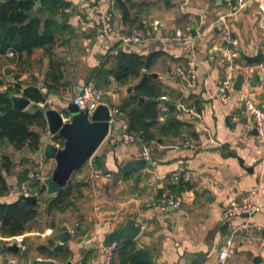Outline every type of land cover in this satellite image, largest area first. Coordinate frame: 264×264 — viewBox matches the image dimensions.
<instances>
[{
  "label": "crops",
  "instance_id": "crops-1",
  "mask_svg": "<svg viewBox=\"0 0 264 264\" xmlns=\"http://www.w3.org/2000/svg\"><path fill=\"white\" fill-rule=\"evenodd\" d=\"M66 1L70 6L58 9L59 22L65 27L52 56L43 47L31 53L15 54L10 50L0 54V79L5 83L0 91L9 85L21 90L36 87L44 102L31 99L32 106L47 103L44 108L62 109L92 81L100 91V104L113 110L135 95V85L144 83L142 79L147 74V85L156 83L161 92L154 97L159 109L150 127L154 138L150 141L142 134H134L136 143L126 145L119 125L112 126L94 155L95 162L74 174L76 181L84 183L76 205L56 215V228L39 229L33 225L24 234L4 237L0 233L6 248L15 237L21 239L19 252L0 249V264L11 260L29 264L35 258L53 259L55 264L66 260L104 264V236L129 218L141 226V233L133 241L138 248L149 250L152 264H187L186 255L201 253L206 255L202 264H264V142L250 128L249 114L242 115L239 122L232 120V115L242 110L245 96L264 105V62L249 64L238 54L239 48L249 55L260 48L264 50V0H244L243 9L239 8L240 0L235 5L231 0L224 4L219 0H123L130 7L128 21H124L117 0ZM96 6L98 12L93 10ZM109 10L115 15L114 32L105 35L99 28L100 15ZM78 14L90 23L88 28L77 21ZM134 28L141 30L144 42L129 45L119 40L118 33H130ZM227 28L237 45L226 40ZM188 34L195 45L186 52L181 38ZM119 51L151 56L152 65L143 68L138 77L118 81L109 71L116 67ZM189 59L197 68L198 82L193 88L174 74L176 68L186 67ZM232 64L236 66L234 73ZM229 74L235 78L243 74L244 83L241 91L223 102L218 86ZM245 78L251 80L250 85ZM139 97L145 98L144 103L151 99L144 94ZM178 101L194 108V112L180 113ZM119 116L128 122L126 113L120 111ZM56 137L49 134L47 124L36 153L27 148L17 151L11 143L0 141V156L10 153L15 160L13 172L7 176L9 193L0 200L18 198L19 176L28 168L40 167L39 160L44 159L47 169L43 171L49 174L55 160L44 158L42 150L48 141L57 142ZM143 151L149 157L142 155ZM143 157L152 164L120 172L121 179L115 180L118 163ZM180 166L191 172L188 179H173V171ZM108 172L112 177L105 175ZM96 173L101 176L96 177ZM181 182L188 184L189 195L179 206L162 210L157 200L174 193ZM246 194L257 199L262 210L248 218L225 219L223 210L229 201ZM65 224L73 234L64 244L65 251H55L51 246V251L41 252L38 247L47 246L50 238L54 245L59 242L60 227ZM31 237L38 242L27 245L25 241ZM230 237L234 243L222 263L218 256Z\"/></svg>",
  "mask_w": 264,
  "mask_h": 264
},
{
  "label": "trees",
  "instance_id": "trees-1",
  "mask_svg": "<svg viewBox=\"0 0 264 264\" xmlns=\"http://www.w3.org/2000/svg\"><path fill=\"white\" fill-rule=\"evenodd\" d=\"M37 0H0V54L13 51L15 54L31 53L36 48H45L52 56L53 47L60 39V34L64 32L65 25L59 22L58 9L67 8L70 3L66 0H40L41 7L35 8ZM118 7L123 12L124 21L130 18V7L126 1L117 0ZM132 6V5H130ZM52 60V58H51ZM151 56L138 53H127L119 51L117 53L116 67L109 71L118 81H124L129 76H139L143 68H150ZM54 66L53 63H51ZM57 65V64H56ZM59 65V64H58ZM54 77V76H53ZM54 78V80H56ZM150 79L147 77L144 83L135 85V95L129 101H124L118 105V109L127 115L129 131L132 134H142L153 139L150 127L154 125L158 116V101L154 99L159 96L160 86L154 83L148 86ZM5 85L0 79V88ZM11 93L23 94L35 102H44L40 90L36 87H26L17 89L13 85L7 86L0 91V141L11 143L15 150L28 149L36 153L41 147V137L47 128V121L44 109L34 105L37 109L32 113L30 109L20 111L12 104ZM141 94L148 95L150 101L144 103L139 109L129 112V109L139 100ZM33 127H38L36 130ZM60 140V137H56ZM15 167V160L12 154L3 152L0 156V197L7 196L10 185L7 180ZM30 168L21 173V184L27 179ZM79 171V170H78ZM77 172V171H76ZM75 172V173H76ZM74 173V174H75ZM69 180L64 189L57 195L47 196L44 183L35 182L34 187L38 196V202L26 201L18 198L14 201L0 200V233L4 237L24 234L40 221L42 217L51 218L48 225L56 228V215L65 213L69 208L76 205V200L82 197V182ZM190 189L185 182L180 183L176 192ZM6 242L0 240V249L6 250ZM54 239H49L47 246L41 245L38 249L41 252L51 251ZM112 264H152V256L149 250L138 248L136 242L131 239H123L118 242Z\"/></svg>",
  "mask_w": 264,
  "mask_h": 264
},
{
  "label": "water",
  "instance_id": "water-1",
  "mask_svg": "<svg viewBox=\"0 0 264 264\" xmlns=\"http://www.w3.org/2000/svg\"><path fill=\"white\" fill-rule=\"evenodd\" d=\"M169 1V0H162ZM237 0H231L230 3L235 5ZM228 0H219L218 3H228ZM41 6V1L37 0L35 8ZM193 35L196 31L192 30ZM239 57L248 62L249 64H261L264 62V50L260 48L255 54L249 55L243 51L242 48L238 49ZM148 77L147 74L143 76L142 81ZM244 75L238 74L235 78L234 88L236 91H241L244 83ZM14 108L20 111L30 109L32 113L42 111L32 106V100L23 95L11 93L10 95ZM146 100L144 97H139V102L130 108V111L137 109ZM168 104V102H166ZM174 107V106H172ZM44 114L48 124V132L51 136H58L63 139L62 147H57L55 143L48 141L43 150L42 155L44 158L54 159L55 163L45 179V194L47 196L59 194L67 185L73 174L85 167L88 161L96 154L102 143L107 139L111 127L115 124L110 122V108L106 104H99V107L92 113L88 109L79 108L74 102H71L66 108L55 109L52 107L45 108ZM68 114V116H66ZM63 116L66 118L64 120ZM119 132L121 129L119 128ZM256 134V130H253ZM152 162L147 158H136L126 161L123 164H117V175L115 180L121 179V173H128L142 169L146 165H151ZM20 198L26 201L38 202L37 195H20ZM249 214L243 217L248 218ZM61 233L59 234V242L53 249L55 251L64 252V244L69 241L73 234L68 230V225L60 227ZM142 228L136 225L133 218L126 220L124 225L116 230L107 233L103 238V245H110L113 242H119L122 239L135 240L141 233ZM16 238L7 246V250L19 252ZM188 259L187 264H202L206 255L203 253L198 255H186ZM10 264V263H9ZM19 264V263H11ZM29 264H55L53 259H32ZM57 264V263H56ZM60 264H76L72 260H66L65 263Z\"/></svg>",
  "mask_w": 264,
  "mask_h": 264
},
{
  "label": "built area",
  "instance_id": "built-area-1",
  "mask_svg": "<svg viewBox=\"0 0 264 264\" xmlns=\"http://www.w3.org/2000/svg\"><path fill=\"white\" fill-rule=\"evenodd\" d=\"M259 2L260 0H254ZM245 5L244 0H240L239 8L243 9ZM95 12H98V6L94 7ZM114 12L113 11H105L101 12L99 28L101 32L105 35H110L114 32ZM77 21L82 25V27L88 28L90 23L85 19V17L81 14L76 16ZM119 40L125 44L129 45H138L146 40L143 36L142 32L138 28H134L130 33L120 32L117 34ZM226 40L233 44L237 45V41L231 36L230 30L227 28L225 30ZM181 44L186 52H189L194 48L193 36L188 34V36H184L181 38ZM188 65L186 67H178L174 71V74L177 78L185 83L188 88H193L197 85V68L193 60L189 59L187 62ZM232 73H234L236 66L234 64L230 65ZM245 82L247 85L251 84V80L249 78H245ZM235 84V75H227L222 82H220L218 86V96L221 98L223 102H227L231 99L232 95L236 92L234 88ZM100 97V91L97 89V86L92 81L87 82V84L82 88V90L71 98V102H74L79 108L88 109L90 113L94 112L100 104L98 100ZM163 99H166V96H162ZM47 103H41L40 106L44 108ZM176 107L183 115H189L194 112V108L186 107L182 102H176ZM166 109V107H164ZM245 113L249 114L252 117L251 129L256 130V134L261 140L264 142V105L260 106L256 104L251 98L245 96V100L243 103V108L240 112L234 113L232 116L233 122H239L242 119V115ZM120 110L113 109L110 110V122L115 125H119L121 129V138L122 141L126 145H131L136 143L137 137L129 131V123L123 119H120ZM64 120L66 119L63 116ZM57 142H54L57 147H62L63 139L59 138ZM188 145V144H186ZM192 146H195L192 144ZM142 155L145 157H149L147 151H143ZM95 162V156H93L87 164H93ZM43 168H45V162L42 161L40 163V169L36 171H31L28 173V177L24 180L19 187L17 188L18 195H37L34 187L35 182H40L45 184V179L48 177V173L44 172ZM96 177H100L101 175L96 173ZM107 177H112L111 173L105 174ZM191 175L186 168L183 166L178 167L173 171V179H188ZM190 191L188 189H184L180 192L169 193L161 197L157 200L156 204L162 209L167 210L169 207H177L179 206L185 197L189 195ZM262 210L260 203L257 199H255L251 194H246L239 199H232L229 203L224 207L223 217L225 219H230L231 217H243L244 215L249 214V216L258 213ZM247 227V225H244ZM16 244L18 247L21 246V239L17 236L15 237ZM264 242V237H263ZM234 240L232 237L228 238L225 241L226 247L222 249L219 253L218 259L220 262H224L226 257L228 256V252L231 246H233ZM103 260L104 264H112L115 251L118 248V242H113L110 245H103ZM12 260L9 262L11 264Z\"/></svg>",
  "mask_w": 264,
  "mask_h": 264
},
{
  "label": "rangeland",
  "instance_id": "rangeland-1",
  "mask_svg": "<svg viewBox=\"0 0 264 264\" xmlns=\"http://www.w3.org/2000/svg\"><path fill=\"white\" fill-rule=\"evenodd\" d=\"M98 100L100 101V97H99ZM259 138H260V137H259ZM260 139H261V138H260ZM39 161H40L39 163H41L42 161H44V159L39 160ZM30 169H32L33 171H36V170H39L40 167H39V166H37V167L33 166V167H31ZM43 169H44V171H45L47 168H43ZM50 220H51V218H48V217H42V218H40V221L37 222V223L34 224V225H36L39 229H43L44 227H46V226L48 225V223H49ZM32 242H33L34 244H36V243L38 242V240H36V239H34L33 237H31V238H29V240L25 241V243H26L27 245L31 244ZM30 255H32V252H31Z\"/></svg>",
  "mask_w": 264,
  "mask_h": 264
}]
</instances>
